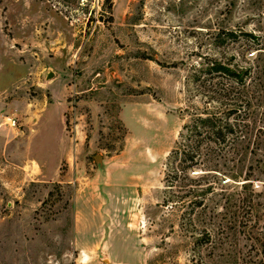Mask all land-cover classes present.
<instances>
[{
  "label": "rangeland",
  "instance_id": "obj_1",
  "mask_svg": "<svg viewBox=\"0 0 264 264\" xmlns=\"http://www.w3.org/2000/svg\"><path fill=\"white\" fill-rule=\"evenodd\" d=\"M106 2L0 0V264L260 262L253 228L234 263L162 204L187 78L225 30L264 40V0Z\"/></svg>",
  "mask_w": 264,
  "mask_h": 264
},
{
  "label": "trees",
  "instance_id": "obj_2",
  "mask_svg": "<svg viewBox=\"0 0 264 264\" xmlns=\"http://www.w3.org/2000/svg\"><path fill=\"white\" fill-rule=\"evenodd\" d=\"M106 3L111 9L112 0ZM217 39V47L240 45L234 54L208 56L187 78L185 117L166 161L162 206L184 210L181 226L194 252L208 249L236 263L241 225L256 230L264 250V227H257L258 214L264 217V40L242 29Z\"/></svg>",
  "mask_w": 264,
  "mask_h": 264
},
{
  "label": "built area",
  "instance_id": "obj_3",
  "mask_svg": "<svg viewBox=\"0 0 264 264\" xmlns=\"http://www.w3.org/2000/svg\"><path fill=\"white\" fill-rule=\"evenodd\" d=\"M10 121H12V120L10 119ZM11 124H12V125H16V122L13 121Z\"/></svg>",
  "mask_w": 264,
  "mask_h": 264
}]
</instances>
